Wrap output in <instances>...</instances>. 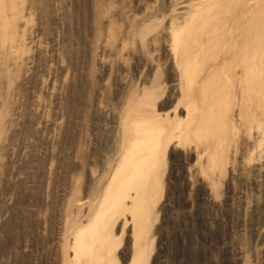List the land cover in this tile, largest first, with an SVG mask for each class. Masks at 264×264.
Returning <instances> with one entry per match:
<instances>
[{"label":"bare ground","instance_id":"6f19581e","mask_svg":"<svg viewBox=\"0 0 264 264\" xmlns=\"http://www.w3.org/2000/svg\"><path fill=\"white\" fill-rule=\"evenodd\" d=\"M81 2L0 0V264H264V0Z\"/></svg>","mask_w":264,"mask_h":264},{"label":"rangeland","instance_id":"374dc122","mask_svg":"<svg viewBox=\"0 0 264 264\" xmlns=\"http://www.w3.org/2000/svg\"><path fill=\"white\" fill-rule=\"evenodd\" d=\"M80 1H82V2H81L80 10H79V15L82 17L83 26H84V24L87 21H90V19L93 20L95 13H92V11L89 12L88 3H86V1H88V0H80ZM90 1L94 3V0H89V2ZM73 12H75V11L68 10V11H65V13H64V17L66 18V20H67V22L69 24L74 23V20H75V16L76 15ZM45 27L48 28L49 25H46ZM85 31L86 30L83 27L82 32L84 34V37H86V32ZM59 36H60L59 39H61V43L67 47V50H69L71 47L72 48H75V44H73V42L75 41V36H74V32H73L72 29H69V28H61L59 30ZM91 71H92L91 73H93V75L96 73L95 70H91ZM73 76H74V73H73L72 69H70L69 72H68V75H67V80L68 81H71L73 79ZM34 92H36V94L40 95L43 99L45 98L44 100L48 102V99L44 96L45 94H44L43 89H39L38 88L37 90L35 89ZM83 99H85L87 101V97H85ZM85 100H83V102H86ZM24 102H29L28 98H25V101ZM60 103L61 104H59L60 105L59 106L60 107L59 110L60 111H63V112L66 111V109H67L66 106L68 105L67 102L65 100H61ZM84 106L85 105H83V108L81 110V115L83 117V121L87 118V106H85V108H84ZM49 110L51 111V109H49ZM48 114L51 115V113H48ZM21 137H22V140L23 141L25 139H27V140L30 139V137H27V136H21ZM36 143H37V141H36ZM70 174H72V171H70ZM64 175H65V173L64 174L61 173V174H59L57 176L58 178L57 177L56 178L54 177V179H49V181L46 184V189H45L47 191V193H49V192L52 193V189L54 188V185H57V186H60V187H62L64 185V184H62V182H63L62 179H65L66 178V175L65 176ZM61 176H62V178H61ZM6 192L7 191H4L1 194H4ZM3 255L4 256H2V259H5L6 258V254H3ZM188 255H190V254H187V257H189V259L187 260V262L191 258H193V256H194V255L193 256H191V255L188 256ZM191 261H192V259L189 262H191Z\"/></svg>","mask_w":264,"mask_h":264}]
</instances>
